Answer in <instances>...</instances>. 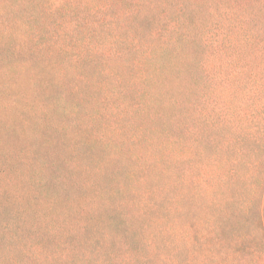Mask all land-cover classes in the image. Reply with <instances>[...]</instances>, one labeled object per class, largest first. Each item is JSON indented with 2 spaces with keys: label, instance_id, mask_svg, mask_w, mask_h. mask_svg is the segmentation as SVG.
Segmentation results:
<instances>
[{
  "label": "rangeland",
  "instance_id": "1",
  "mask_svg": "<svg viewBox=\"0 0 264 264\" xmlns=\"http://www.w3.org/2000/svg\"><path fill=\"white\" fill-rule=\"evenodd\" d=\"M53 4L0 0V264H264V243L253 235L255 208H245L250 195L240 185L233 201L227 197L231 207L219 212L213 196L200 192L208 181L195 183L186 172L208 159L170 161L176 164L167 173L155 166L163 149L189 148L183 129L192 125L176 127L175 117L146 116L134 104L143 99H134L138 90H150L146 74H156L142 64L148 51H135L129 39H147L165 26L163 10L149 14L150 25L122 19L99 25L89 8L67 14ZM165 8L175 15L174 3ZM87 17L95 24L83 23ZM246 21L251 25L229 29L232 19L226 28L233 39L258 41L262 27L251 15ZM219 22L226 20L209 29ZM117 32L127 37L113 46L122 51L98 46ZM197 52L196 60L217 55ZM225 52L237 60L242 51H218ZM209 91L216 99L217 90ZM228 130L234 144H222L227 158L249 138ZM203 229H216L217 241L208 235L206 244Z\"/></svg>",
  "mask_w": 264,
  "mask_h": 264
},
{
  "label": "trees",
  "instance_id": "2",
  "mask_svg": "<svg viewBox=\"0 0 264 264\" xmlns=\"http://www.w3.org/2000/svg\"><path fill=\"white\" fill-rule=\"evenodd\" d=\"M52 1L55 2L52 5L53 10L58 7L57 5H62L66 8L67 14L70 10L78 12L81 8H89L90 18L96 17L99 25L114 21L119 23L121 19L127 22L138 20L144 25H150L149 14L163 10L165 26L152 29L147 39L137 34L135 37H140L138 40L134 37L129 39L135 51H148L143 57L142 64H148L156 74V77L146 74L145 80L149 81L146 83L150 90L146 94L138 90L134 99H143L134 104L138 111L146 116L153 112L157 115L162 111L164 114L162 113L160 117L164 120L175 117L176 127L185 121L191 122L192 125L187 124L186 130L183 129L184 135L189 134L191 137L189 148L183 149L182 152L175 151L174 145L173 149L169 148L168 151L167 148L163 149V155L155 161L158 163L155 166H159L163 173H167L170 172L172 165L176 164L170 161L189 163V157L194 161V157L199 155L203 156L201 162L208 159V162L200 163L196 173L191 168V172L189 170L186 172L195 183L208 181L209 188L201 189L200 192L204 194L205 191L213 196L212 202L219 212L231 207L227 197L233 201V193H236V188L240 185L250 195L244 203L245 208H255L253 235L258 236L264 243V99L259 97L264 95V0H249L247 3H242L241 0ZM173 3L176 11L174 16L167 14L165 8ZM249 15L253 16L255 23L263 29L258 33V41L246 39L241 34V39H233L231 37L233 30L229 31L226 28L230 26V20L233 19L236 23L229 29L237 26L242 28L244 22L251 25L246 21ZM90 18L83 19V23H87V26L94 25L95 21ZM219 19L226 22L217 23L215 28L212 27L214 30L209 29ZM190 23L194 25L201 23L202 28L192 27ZM116 30L121 31L119 26ZM121 36L122 34L117 32L112 42L110 40L98 46L122 51L119 47H113L117 42H123L127 38ZM84 43H90L88 46L92 48L96 45L89 40ZM207 48L217 55H212L211 59L196 60L197 51H205ZM229 48L233 51H242L237 60L226 52L218 53L228 51ZM239 58L243 61L238 62ZM165 86H172L178 92L169 93V89L163 88ZM210 86L217 90V100L210 96ZM189 97H192V103L187 100ZM209 99L211 101H208ZM206 103L211 107L208 111L202 108ZM156 105H163L165 110L157 109ZM223 113L224 118L221 116ZM228 128L244 131L245 136L249 138H242L239 141L241 148L234 151L233 157L227 158L222 156L228 151L222 144L226 142L231 146L234 144L230 134L226 132L229 131ZM222 134L226 136L223 143ZM174 136L180 135L177 133ZM195 142L204 150H197ZM213 143L214 150H210L208 145ZM248 144L252 151H247ZM232 149L234 150L233 147ZM208 230L206 233L203 229L206 244L210 243L208 235L211 236L212 242L213 238L217 241L218 231ZM230 241L235 242V247L240 238L235 234ZM235 251L232 246L229 254H235Z\"/></svg>",
  "mask_w": 264,
  "mask_h": 264
}]
</instances>
